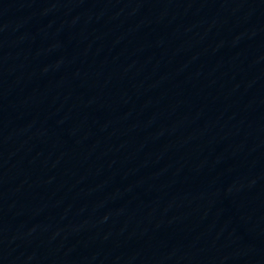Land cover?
Segmentation results:
<instances>
[{
    "label": "water",
    "instance_id": "95a60500",
    "mask_svg": "<svg viewBox=\"0 0 264 264\" xmlns=\"http://www.w3.org/2000/svg\"><path fill=\"white\" fill-rule=\"evenodd\" d=\"M0 264H264V0H0Z\"/></svg>",
    "mask_w": 264,
    "mask_h": 264
}]
</instances>
